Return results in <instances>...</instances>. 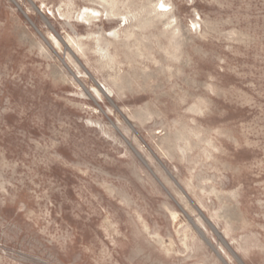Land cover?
I'll return each instance as SVG.
<instances>
[{"label":"rangeland","instance_id":"1","mask_svg":"<svg viewBox=\"0 0 264 264\" xmlns=\"http://www.w3.org/2000/svg\"><path fill=\"white\" fill-rule=\"evenodd\" d=\"M0 264H264V0H0Z\"/></svg>","mask_w":264,"mask_h":264},{"label":"bare ground","instance_id":"2","mask_svg":"<svg viewBox=\"0 0 264 264\" xmlns=\"http://www.w3.org/2000/svg\"><path fill=\"white\" fill-rule=\"evenodd\" d=\"M163 7H166V6H163Z\"/></svg>","mask_w":264,"mask_h":264}]
</instances>
